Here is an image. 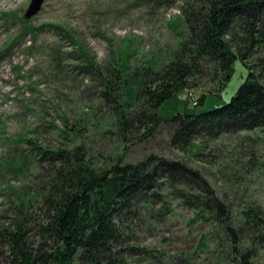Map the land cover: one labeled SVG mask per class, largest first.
Here are the masks:
<instances>
[{"label":"rangeland","instance_id":"obj_1","mask_svg":"<svg viewBox=\"0 0 264 264\" xmlns=\"http://www.w3.org/2000/svg\"><path fill=\"white\" fill-rule=\"evenodd\" d=\"M30 1L0 0V230L23 214L42 219L40 191L50 171L46 152L82 146L96 171L156 155L198 170L228 213L220 223L185 204L176 188L163 187L158 198L139 201L124 221L116 249L128 264H237L227 227L237 233L241 249L254 251L251 261L264 264V243L254 247L241 217L248 206L264 211V127L197 137L180 150L171 144L169 122L149 134L122 131V106L104 95L101 80L121 59L127 62L126 78L137 86L140 71L159 68L180 52L187 37L182 10L189 0H44L25 19ZM225 40L237 52L230 34ZM263 57L259 49L246 59L255 74L262 72V82L264 66L256 64ZM215 72L204 64L179 99L196 112L222 105L248 68L236 60L219 96L222 80ZM117 86L114 96L123 104L126 95ZM200 96L204 103L196 106ZM171 105L160 114L167 116ZM25 222L35 245L33 224ZM7 249L0 238V264H10Z\"/></svg>","mask_w":264,"mask_h":264},{"label":"trees","instance_id":"obj_2","mask_svg":"<svg viewBox=\"0 0 264 264\" xmlns=\"http://www.w3.org/2000/svg\"><path fill=\"white\" fill-rule=\"evenodd\" d=\"M182 15L187 37L173 59L159 68L140 71L137 86L126 78L127 62L122 59L101 80L105 97L122 106L118 111L120 129H144V134H149L169 122L174 126L171 144L185 150L197 137L215 138L228 129L264 127L262 72L255 74V67L246 62L253 51L264 49V0H189ZM228 34L237 52L225 40ZM236 60L248 68V73L229 101L196 112L188 107L186 99H179L204 64L212 65L221 76L219 96ZM256 65L263 68L264 57ZM117 85L126 95L123 104L114 96ZM169 102L170 113L161 115L160 108ZM179 103L182 110L176 106ZM203 103L204 97L200 96L195 105ZM46 153L50 171L45 186L39 190L42 219L23 214L10 227L0 230L10 264H128L123 250L116 249L122 242L124 221L134 215L139 201L158 198L163 187L176 188L185 204L215 215L220 223L227 216L224 203L209 182L181 161L150 155L137 164L116 162L106 170L96 171L82 146ZM241 217L254 247L262 245L264 211L248 206ZM27 220L38 238L35 245L29 241ZM226 229L236 263L254 264V251L241 249L237 233L230 227Z\"/></svg>","mask_w":264,"mask_h":264},{"label":"water","instance_id":"obj_3","mask_svg":"<svg viewBox=\"0 0 264 264\" xmlns=\"http://www.w3.org/2000/svg\"><path fill=\"white\" fill-rule=\"evenodd\" d=\"M43 2L44 0H31L24 14V18L29 19L37 14L40 11Z\"/></svg>","mask_w":264,"mask_h":264}]
</instances>
